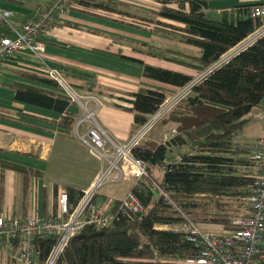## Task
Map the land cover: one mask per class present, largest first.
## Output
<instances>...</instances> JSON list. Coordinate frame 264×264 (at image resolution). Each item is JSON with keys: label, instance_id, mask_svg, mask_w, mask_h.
Here are the masks:
<instances>
[{"label": "trees", "instance_id": "16d2710c", "mask_svg": "<svg viewBox=\"0 0 264 264\" xmlns=\"http://www.w3.org/2000/svg\"><path fill=\"white\" fill-rule=\"evenodd\" d=\"M212 1H167L160 11L138 16L126 6L75 0L85 11L118 15L140 29H151L157 35L198 50L200 57L169 50L164 53L189 59L201 73L241 46L263 25L250 18L251 8L239 10L238 17L224 13L220 20H212L207 14ZM22 78L35 86L6 85L14 91L15 101L59 114L62 117L59 129L72 132L76 121L68 113L71 100L49 91L58 86L36 73L26 72ZM144 78L176 90H183L194 81L192 77L150 66L144 67ZM133 99L132 137L157 114L167 96L141 90ZM257 110H264V37L199 83L167 119L158 123L176 127L173 139L164 145L147 140L133 150L135 160L148 164L147 176L130 190L143 203L144 214L128 213L99 231L85 228L70 242L57 264H176L195 256L198 250L183 233L159 228L179 226L189 218L197 224L233 229L230 201L243 200L247 205L253 186V176L240 175L239 169L254 167L250 147L234 142L252 123ZM0 170L37 176L23 166L2 160ZM66 192L72 211L84 192L73 188H67ZM55 242L56 237L42 234L35 237L41 264Z\"/></svg>", "mask_w": 264, "mask_h": 264}, {"label": "crops", "instance_id": "0c3cea01", "mask_svg": "<svg viewBox=\"0 0 264 264\" xmlns=\"http://www.w3.org/2000/svg\"><path fill=\"white\" fill-rule=\"evenodd\" d=\"M12 1L14 0H0V4L9 6ZM40 1L44 2V5L39 6L34 19L27 20L23 26L36 22L40 13L52 2ZM93 1L126 6L132 14L149 16L160 11L163 3L178 0ZM257 3L258 0H213L209 3L207 14L209 16L213 11L220 18L224 13L238 17L239 10H248ZM172 7L175 8L176 5ZM6 8L1 10L10 11L14 18V12ZM120 18L106 12L85 11L76 4L75 9L41 37V42L46 46L44 59L47 68L61 71L81 97L79 103H72L68 109V113L74 115L76 121L72 132L59 129L58 122L62 118L59 114L16 102L14 91L6 86L13 83L35 86L22 78L26 72L45 77L39 63L30 60V54L25 55L28 56L27 59L21 58L25 53L19 54L13 62L0 68V95L4 98L0 99V160L12 162L31 170L32 173H37V176L30 173L27 177L11 170L2 172L0 170V216L25 220L31 215L42 219L57 209V191L67 188L79 191L88 189L105 173V170L109 169L107 163L104 166L97 157L87 151L80 138L86 136L91 125H95L113 142L125 144L132 139L133 96L141 90L166 95L176 90L145 79V66L180 73L194 80L196 79L193 74L198 73L197 80L201 78L202 73L194 69L196 66L194 62L188 59L181 61L170 57L172 55H163L161 59L159 53L152 50L153 47H162L161 44H167V41L171 44V40L155 34L151 29H140L139 25L137 28L135 23L130 22L126 25ZM22 27L16 29L21 30ZM6 37H13V33ZM158 37H163L164 41ZM170 44H167V47L163 46L164 49L186 55ZM176 45L181 47L177 42ZM184 51H187L186 56H191L188 52H196L200 57V52L193 48L187 47ZM48 90L63 95L58 88ZM91 113L96 118L92 124L80 125V122ZM171 129L172 127L159 126L148 140L157 145H164L169 142L165 132ZM175 155L177 156V152ZM116 174L118 176L114 182L119 181L122 175L120 171ZM128 180L133 184L135 182L134 179ZM133 184L131 183L128 192ZM31 193H36L34 199ZM99 197H103L104 200H121L113 199L103 192H100L97 199ZM34 203L36 207L33 206Z\"/></svg>", "mask_w": 264, "mask_h": 264}, {"label": "built area", "instance_id": "2783aa9c", "mask_svg": "<svg viewBox=\"0 0 264 264\" xmlns=\"http://www.w3.org/2000/svg\"><path fill=\"white\" fill-rule=\"evenodd\" d=\"M74 3L75 0H52L51 5L40 13L36 22L23 26L21 30L12 27L13 37L0 39V68L13 62L19 54H30L42 68L41 72L45 74L43 78L54 82L72 103H79L81 97L66 80L64 74L61 71L47 68L48 65L44 59L46 46L41 42V37L67 14L68 8ZM249 16L255 23L263 24L254 37L239 46L232 57L223 64L214 66L209 72L201 75L200 79L194 80L192 84L183 89L186 91H182L174 102L165 103L128 143L113 142L103 130L91 125L86 136L80 138V142L108 162L109 169L92 183L88 189L89 192H86L85 199L79 203L73 213H70L68 209V195L62 193L59 200L60 214L57 217L50 215L42 221L0 217V249H7L8 256L18 263L41 264L38 258L39 252L34 246L35 237L41 234L56 237V246L43 264H57L69 242L85 227L104 229L128 213L144 214L143 203L132 192H129L119 204L108 201L104 206H99L89 202L99 195V191L114 171L121 172V179H134V185L140 184V181L147 176L148 164L135 160L132 156L133 150L144 142V139L172 110L173 105L187 98L193 88L209 75L264 37V0H258V3L251 7ZM12 18L13 14L10 11L0 9V22H7L10 25ZM94 119V114H88L80 125L92 124ZM249 147L255 173L252 192L246 200L248 214L245 217L240 216L234 219L233 229L227 234L206 232L189 218H186V221L179 226L159 228L183 233L198 250L195 256L176 264H264V140ZM113 181L116 180L113 179ZM15 248L17 253H15Z\"/></svg>", "mask_w": 264, "mask_h": 264}, {"label": "rangeland", "instance_id": "374dc122", "mask_svg": "<svg viewBox=\"0 0 264 264\" xmlns=\"http://www.w3.org/2000/svg\"><path fill=\"white\" fill-rule=\"evenodd\" d=\"M43 5H44V2H41L40 0H14V1H12L9 4V6H5V5L0 4V9L1 8L7 9L6 7H8V9L11 10V11H13L14 12V15H15L14 18L10 21V25L7 22H1L0 23V38L6 37V36H11V34L13 32L12 27H14V28H21L27 20L34 19L35 15H36L37 8L39 6H43ZM75 8H76V6L73 4L70 8H68L66 15H68ZM132 12H133V10H132ZM139 16H148V15H142L141 14ZM209 17L212 20H220L221 19L217 15V13H213V11L210 13ZM120 19H121V21H125L126 22V25L130 24V22H131V21H128V20H123L122 18H120ZM131 24H134V23L131 22ZM136 26L138 28V25H136ZM158 38H159V40L160 39L161 40L164 39L163 37H158ZM166 39H168V38H166ZM168 40H171V44H170V41H167V44L168 45L170 44L171 47H175L174 49H178L180 51H183V53H186V55H187V51H184V49L187 48V47H184L182 45H180L181 47H178V45H176V42L175 41H173L172 39H168ZM160 43H162V41L159 42V44ZM167 44H164L163 43L161 45L167 47ZM163 46L160 47V48L153 47L152 50L155 53H157V54L159 53V55L168 56V54H165L164 53L165 51H168V50H166V48L164 49ZM192 52H194V51H192ZM188 53H189L188 55H191V57H193V56L199 57V56H197V53L196 52L195 53L188 52ZM25 55H28V54H26V53L23 54L21 58L22 59H27L26 57H28V56H25ZM170 57L176 58V59L181 60V61L185 59L184 57H182V59H181V58L176 57L174 55H172ZM30 60L36 61V59L34 57H31ZM178 66H180V65H178ZM180 68H182V67H180ZM203 74H204V72L202 74H200V76L203 75ZM193 75H194L193 77L195 79H197V77L199 76L198 73H196V75L195 74H193ZM182 91L183 90H175L172 93H168V95H166L167 96L166 103H172V102H174L178 98V96L182 93ZM185 91H183V92H185ZM75 92L78 93L76 90H75ZM78 95L80 96V94H78ZM0 99L3 100L4 98L0 95ZM176 106H177V104L173 105L172 110L163 119H167L168 116L176 108ZM253 116H254V120L252 121L253 123L250 124L248 127H246L244 129V131L237 136V138L235 139V142H234L235 144L241 143V144H248V145L249 144H253V145H255L258 142L264 140V111L257 110V111L254 112ZM157 126L153 129V131L155 129H157L159 126H162V127H165V128L172 127V129L170 131L165 132V134H167V140L169 139L168 141H170V139L176 135V127L174 125H164V126L163 125H159L158 127ZM153 131L144 139V142L149 139V137L151 136V134L153 133ZM130 140H131V138L128 141H126L125 143H128ZM86 149H87V151L90 154H92L93 156L97 157L98 160H99V162H102V164H104V166H105L106 163L109 165L108 162H105L101 157H99L97 154L93 153L90 149H88L87 147H86ZM177 154H178V152H177ZM106 171L107 170H105V172ZM116 173H117V171H114L113 172V174L111 175V178L108 179L107 183L99 191V194H100V192H103L105 195H107V196H109V197H111L113 199H118V198L121 199L120 200V202H121L129 194L130 191L128 192V189L130 188L131 183L133 184V182L132 181H129L128 179H123V178L121 180L117 181V182H114L113 179H115V177L118 176ZM239 174L240 175L245 174V175L254 176V171H253L252 168H251V170H250V168H247V169L240 168L239 169ZM88 189L83 190L84 195L81 198V200L79 201V203L83 199H85L84 197L86 196V192L87 191L89 192ZM62 193H66L67 194L66 190H60L58 192V198H56L57 199L56 200L57 201L56 202L57 209L55 211H53L52 213H50L49 215H47L46 217H48L50 215H52L54 217H57L60 214V203H59V200H60V197H61V194ZM31 194H32L33 199H34V197H36V193H31ZM108 201L116 202V201H114L112 199H105L104 200L103 197H99L97 199V197L95 196L94 199L91 202H89V203L90 204H93V205L104 206ZM79 203L77 204V206L72 211L70 210V207H69V204H68V209H69L70 213H73L78 208ZM230 204L232 205V210L231 211L233 213V219H236L237 217H240L241 215H247L248 214V209H247V205L245 204V201H243V200H231L230 201ZM33 206H35V203L33 204ZM215 207H216L215 205L212 206V208H213L212 211H214V208ZM0 217H5V216H0ZM46 217H44L42 219H39V218H36L35 216H31L30 215L25 220H39V221H42ZM199 225H200V227H201L202 230H204L206 232L214 233V234H227V232H228L222 226H218V225H214V224H206V223H203V224H199ZM87 227H92V226H87ZM87 227H85V228H87ZM84 229H82L81 231H79L78 234L76 235V237ZM95 229H97V228H95ZM97 230L99 231V230H103V229H97ZM75 238H73L72 240H74ZM70 242H69V244H70ZM56 243H57V241L55 242V244H54V246H53L52 249H54V247L56 246ZM69 244L67 245V248H68ZM34 246H35V244H34ZM7 252H8L7 249H0V264H21V263H18L16 261H14V260L12 261L9 258V256H8L9 254H7ZM15 253H17V249H16Z\"/></svg>", "mask_w": 264, "mask_h": 264}, {"label": "bare ground", "instance_id": "6f19581e", "mask_svg": "<svg viewBox=\"0 0 264 264\" xmlns=\"http://www.w3.org/2000/svg\"><path fill=\"white\" fill-rule=\"evenodd\" d=\"M263 26V25H262ZM262 26L261 27H259V28H257V30L255 31V33L251 36V37H249V39H251L252 37H254V35L258 32V30L260 29V28H262ZM248 39V40H249ZM238 49V47L236 48V49H234L233 50V52H232V54L236 51ZM232 54L230 55V56H228L226 59H224V60H221L217 65H221V64H223L225 61H227L229 58H231L232 57ZM216 65V66H217ZM209 72V71H208ZM253 184H254V179H253ZM252 188H253V186H252ZM250 196V195H249ZM194 222V221H193ZM195 223V222H194Z\"/></svg>", "mask_w": 264, "mask_h": 264}]
</instances>
